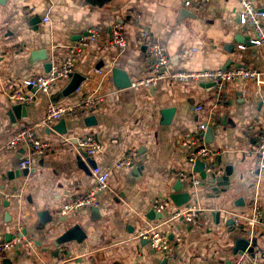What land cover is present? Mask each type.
<instances>
[{"label":"crops","instance_id":"obj_1","mask_svg":"<svg viewBox=\"0 0 264 264\" xmlns=\"http://www.w3.org/2000/svg\"><path fill=\"white\" fill-rule=\"evenodd\" d=\"M253 1L264 11V0ZM186 9L182 0H111L103 7L85 0H0V192L11 195L0 199V240L20 232L34 240L32 247L18 246L0 257V264H155L163 256L136 237L153 227L174 234L177 250L169 264H233L243 254L235 250L244 237L255 240L251 246L256 259L246 264H264L262 228L252 237L245 234L249 228L227 224L230 213H250L256 204L264 209V170L251 171L264 118V84L230 82L218 101L209 83L162 80L140 93L120 86L113 75L118 68L134 81L148 73L143 34L164 44L168 71L238 65L264 73V48L254 46L253 29L240 24L238 0H209L197 13L188 10L191 16ZM118 21L127 33L123 50L110 44L111 27ZM90 27L100 28L101 35L78 58L75 73L85 78L79 88L66 95L70 81L58 82L45 94L21 85L34 101L17 118L4 94L6 86L47 73L49 62L65 58L68 47ZM95 91L105 100L88 116L42 124L49 103L74 104ZM201 122L213 127L212 138L205 135L204 142L215 151L213 162L221 175L232 167L227 191L209 181L195 186L177 175L191 168L182 142ZM26 126H34L53 149L33 157L31 172L17 178L12 172L30 148L23 145L9 152L4 144ZM86 134L101 144L93 156L75 148L76 139ZM132 147L139 154L134 166L114 168ZM94 163L110 170L109 188L100 194L99 206L59 216L66 201L96 183ZM181 183L192 195L187 204L202 208V215L194 223L149 219L155 199H167L168 212L178 208L169 196ZM75 224L86 232L84 241L55 245Z\"/></svg>","mask_w":264,"mask_h":264},{"label":"built area","instance_id":"obj_2","mask_svg":"<svg viewBox=\"0 0 264 264\" xmlns=\"http://www.w3.org/2000/svg\"><path fill=\"white\" fill-rule=\"evenodd\" d=\"M188 10L199 12L209 0H182ZM241 6L240 24L249 26L254 31V37L251 42L256 47L264 48V11L259 10L253 0H238ZM48 21V18H46ZM101 35V29L90 27L85 36L75 41L68 47V55L52 64L51 69L45 73L27 78L18 86L9 83L4 89L5 96L12 103L29 104L34 101V95L21 89V85L34 88L45 94H50L54 85L58 82H68L75 73V66L78 58L83 51ZM145 37V38H144ZM142 43L145 45L146 58L148 60V73L139 79L131 81L130 87L140 93L155 88L160 81L169 80L172 83L184 82H204L209 83L215 90L216 99L223 100V91L230 82L245 81L255 85L264 84V73L249 66L230 65L225 68L204 69V70H176L168 71L169 56L162 42L147 38L143 34ZM111 46L123 50L128 44L125 24L115 22L111 27ZM241 49L245 45L240 44ZM97 74H104L102 69H95ZM104 95H98L97 92H91L81 101L58 105L49 103L45 118L42 122L44 126H51L54 122L76 118L86 117L100 104L104 102ZM264 104V99H263ZM203 106L198 107L202 110ZM208 127L207 122H201L196 129L183 140L182 145L186 150L187 160L191 168L187 171L179 170L177 175L181 181H190L193 185L199 186L202 179L198 172L194 170V165L198 160L205 162V171L210 176L221 175L222 170L213 162L215 151L204 142V136ZM27 145L30 148V154L25 156L19 163L20 169H30L32 167L33 157L44 156L53 149L52 144L39 137L34 126H26L14 132L10 139L4 144L5 150L12 152L20 146ZM75 148L79 151H85L88 155H95L101 148L97 137L93 134H86L76 139ZM255 158V167L251 169L254 172L264 170V118L261 129L257 136V144L253 152ZM138 148H130L124 156L114 164V168L132 167L138 157ZM96 183L86 193L70 198L58 210L59 216H66L70 212L79 211L83 208L98 207L100 204V194L109 188L110 170L96 166L92 169ZM8 193L0 192V199L9 198ZM152 208L158 213L168 212L169 204L167 199H155L151 203ZM204 210L193 204H186L170 211L167 222L181 221L194 223ZM227 213V212H226ZM237 226L243 225L251 231L261 229L264 231V209L255 205L250 213L233 214L230 213ZM137 239L146 240L149 246L163 257H170L177 250V243L172 240L167 230H160L153 227L147 230H141L137 234ZM34 240L20 232L19 235L10 240H0V257L10 254L18 246L32 247ZM256 259L254 252L246 250L234 261L233 264H246L248 259Z\"/></svg>","mask_w":264,"mask_h":264},{"label":"water","instance_id":"obj_3","mask_svg":"<svg viewBox=\"0 0 264 264\" xmlns=\"http://www.w3.org/2000/svg\"><path fill=\"white\" fill-rule=\"evenodd\" d=\"M185 11L188 12L187 9ZM187 15L191 16L192 13L188 12ZM239 18H240V16H239ZM48 65H49V68L51 69L52 63L49 62ZM113 75H114L115 79H117V81H118L117 83L120 86L127 87V86L131 85L130 78L128 77L126 72H124L118 68H115V69H113ZM84 80H85V78L83 76H81L78 73H74L70 82L68 83L64 93L66 95H69L70 93L74 92L75 90H77L79 88V86L81 85V83ZM26 106H27V104L12 103L11 111L17 118H19L20 113L25 114ZM205 135H206V137L212 138L213 127L211 125L207 127ZM84 155L87 156V153L85 152ZM96 166H97V164L94 163L92 165V168H95ZM194 170L199 173V175L202 179L201 184H203L206 181H209L210 183H216L218 185L223 186V191H227L228 189H230V180H231V175L233 172L231 166H228L225 170V173L220 175V176H216L215 174H211L209 176L205 171V162L202 160H198L194 165ZM30 172L31 171L28 168H26V169L18 168L17 170H15L12 173H14V176H16L17 178H21L23 176H27ZM224 181L227 183H223ZM183 186H184L183 183L176 185L174 187V192L172 194H170V196H169L170 199L172 200V202L174 203V205H176L177 207H181V206L186 205L192 199V195L190 192L182 190ZM191 187H193L192 184H191ZM218 188H219V186H216L214 189L217 190ZM238 202H242V198H240L238 200ZM169 216H170L169 212H164V213L158 214L154 209L150 212V214L147 215V217L149 219H152V220L162 219L164 217L169 218ZM217 216L220 217V212L217 213ZM227 224L233 225L234 224L233 218H230L227 221ZM22 234L26 235L25 232H22ZM245 234L252 235V237L256 236V232L251 231V230H248ZM173 237H174V234H172L170 236V238H173ZM85 238H86V232L84 231V229L80 225L75 224L71 228L65 230L59 237L56 238L55 245L58 246L61 244L70 243L72 241H76L77 243H82ZM145 242L148 243L146 240H145ZM253 243H255V240H253V238H249V237L239 238L235 253L242 254L246 250H249V252H252L253 248L251 245ZM19 248H21V246H19ZM154 253H156V251H154ZM154 261H155V264H169L170 259H169V257H161V258L156 257L154 259Z\"/></svg>","mask_w":264,"mask_h":264},{"label":"trees","instance_id":"obj_4","mask_svg":"<svg viewBox=\"0 0 264 264\" xmlns=\"http://www.w3.org/2000/svg\"><path fill=\"white\" fill-rule=\"evenodd\" d=\"M95 6L103 7L111 2V0H85Z\"/></svg>","mask_w":264,"mask_h":264}]
</instances>
